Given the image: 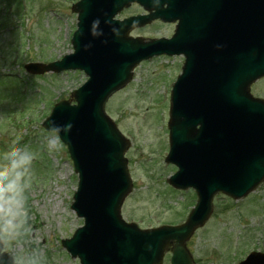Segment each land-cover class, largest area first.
I'll return each instance as SVG.
<instances>
[{"label":"water","instance_id":"water-1","mask_svg":"<svg viewBox=\"0 0 264 264\" xmlns=\"http://www.w3.org/2000/svg\"><path fill=\"white\" fill-rule=\"evenodd\" d=\"M132 2L149 14L113 20ZM246 3L253 13L260 3L259 12L250 15H263L264 22V0H81L72 7L78 14L74 53L46 66L25 67L37 74L80 69L89 76L72 93L76 105L58 102L42 124L67 146L78 173L71 208L84 226L62 245L81 264H160L169 241L182 242L206 222L215 194L241 198L264 178V102L248 92L264 76V29L254 40H240L246 28L236 25L246 19ZM158 18L178 20L171 39L128 37L133 28ZM161 54L185 57L170 98L166 162L179 171L168 183L194 188L199 203L181 228L139 231L120 217L132 185L123 158L129 142L104 104L131 80L137 64ZM177 257L179 252L173 264ZM0 264L12 260L1 254Z\"/></svg>","mask_w":264,"mask_h":264},{"label":"rangeland","instance_id":"rangeland-1","mask_svg":"<svg viewBox=\"0 0 264 264\" xmlns=\"http://www.w3.org/2000/svg\"><path fill=\"white\" fill-rule=\"evenodd\" d=\"M76 1L0 0V75H9L0 76V169L16 167L7 159L13 151L33 154L31 165L19 169L22 205L0 200L2 250L14 264H79L61 246L82 225L71 209L77 175L66 147L41 123L52 106L70 99L87 77L79 71L30 75L23 68L28 62L50 64L72 52L76 14L70 6ZM141 13L140 7L132 5L118 18ZM173 31L174 24L154 22L130 35L169 38ZM182 62V57L142 62L133 80L105 104V112L130 142L125 157L132 190L121 215L141 228L181 221L192 203L189 193L167 186L166 179L175 169L164 163L169 149L170 92ZM252 93L264 100V79ZM228 201L216 197L209 227L198 231L193 241L192 250L201 263L212 260L217 249L223 251L226 244L218 239L236 229L240 244L235 253L239 248L244 253L264 251V182L243 201ZM208 249L213 254L205 255Z\"/></svg>","mask_w":264,"mask_h":264},{"label":"clouds","instance_id":"clouds-1","mask_svg":"<svg viewBox=\"0 0 264 264\" xmlns=\"http://www.w3.org/2000/svg\"><path fill=\"white\" fill-rule=\"evenodd\" d=\"M7 159L10 165L15 164L16 167L9 166L0 169V200L4 204L15 203L21 206L23 187L19 179V169L31 165L33 154L28 150H16Z\"/></svg>","mask_w":264,"mask_h":264},{"label":"flooded vegetation","instance_id":"flooded-vegetation-1","mask_svg":"<svg viewBox=\"0 0 264 264\" xmlns=\"http://www.w3.org/2000/svg\"><path fill=\"white\" fill-rule=\"evenodd\" d=\"M169 253H166L165 258H164V264H169ZM196 264H199L197 259H195Z\"/></svg>","mask_w":264,"mask_h":264}]
</instances>
